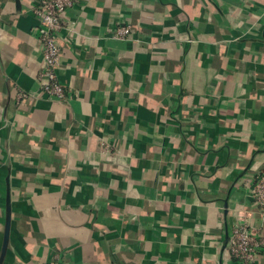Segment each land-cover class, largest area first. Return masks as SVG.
Segmentation results:
<instances>
[{"label": "crops", "instance_id": "crops-1", "mask_svg": "<svg viewBox=\"0 0 264 264\" xmlns=\"http://www.w3.org/2000/svg\"><path fill=\"white\" fill-rule=\"evenodd\" d=\"M33 3L0 0L3 264H239L235 212L264 232L246 188L264 172V0H80L66 101L35 81Z\"/></svg>", "mask_w": 264, "mask_h": 264}, {"label": "built area", "instance_id": "built-area-1", "mask_svg": "<svg viewBox=\"0 0 264 264\" xmlns=\"http://www.w3.org/2000/svg\"><path fill=\"white\" fill-rule=\"evenodd\" d=\"M80 0H34L32 14L36 18L38 51L41 54V65L35 81L40 93L58 101H66L67 94L58 78V69L61 66L62 48L59 34L67 30L72 33L75 23L68 20L69 11L73 10ZM70 35V34H68ZM131 26H121L113 38H131ZM31 97L30 94L20 91L17 94V103ZM247 196L258 213L264 218V172L247 181ZM225 255L239 264H257L260 254L264 251V232L235 212V222L228 234ZM57 256L49 264H56Z\"/></svg>", "mask_w": 264, "mask_h": 264}, {"label": "water", "instance_id": "water-1", "mask_svg": "<svg viewBox=\"0 0 264 264\" xmlns=\"http://www.w3.org/2000/svg\"><path fill=\"white\" fill-rule=\"evenodd\" d=\"M6 218H5V228H4V234H3V240H2V246H1V252H0V264H3L4 259L6 257L8 248H9V242H10V232H11V189H10V183L9 179L6 180ZM228 205L225 204V208H227ZM228 235L224 240V244L226 245L228 242Z\"/></svg>", "mask_w": 264, "mask_h": 264}]
</instances>
